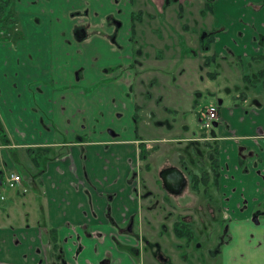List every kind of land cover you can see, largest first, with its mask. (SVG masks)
I'll return each mask as SVG.
<instances>
[{"label":"crops","instance_id":"obj_1","mask_svg":"<svg viewBox=\"0 0 264 264\" xmlns=\"http://www.w3.org/2000/svg\"><path fill=\"white\" fill-rule=\"evenodd\" d=\"M13 6L9 24L24 39H17L15 47L8 41L0 44V82L10 71L32 100L19 109L28 118L29 133L18 143L9 139L0 144V151L6 156V148L32 145L47 148L51 156L37 173L46 195V220L43 216L36 222L0 225V264H62L61 257L64 264H156L145 257L140 235L120 231L131 216L144 225V203L134 194L135 181L131 185L127 179L139 170L138 143L149 144L153 138H144L131 122L121 120V110L130 111L128 118L134 112L125 98L117 100L122 94L115 85L119 77H109L108 67L115 71L132 62L128 50L134 40L142 48L136 54L141 65L149 52L140 26L158 19L162 21L149 26L150 34L161 30L165 40L153 60H161L169 47H178L182 56L181 45H190L200 58L201 35L212 33L207 64L221 65L226 78L221 85L225 97L216 104L217 126L208 136L218 145V184L213 180L223 192L220 200L233 239L242 243V249H230L225 260L264 264V220L258 216L260 221L254 223L252 216L264 210V0H15ZM76 26L86 27L84 40L75 39ZM111 34L124 44L123 57L110 44ZM96 61L99 66L91 68ZM236 78L239 91L232 89ZM40 79L53 85L42 86ZM153 80L151 97L145 99L153 117V105L178 111L179 102L167 106ZM80 85L92 89L86 93ZM44 97L49 101H42ZM161 120L156 130H163ZM239 145L252 151L245 171L236 153ZM6 165L9 160L3 161ZM44 236L57 243L61 257L47 255Z\"/></svg>","mask_w":264,"mask_h":264},{"label":"rangeland","instance_id":"obj_2","mask_svg":"<svg viewBox=\"0 0 264 264\" xmlns=\"http://www.w3.org/2000/svg\"><path fill=\"white\" fill-rule=\"evenodd\" d=\"M14 2L15 0H9L8 4L6 3L3 8L5 9L4 17L0 16V44L8 41L15 47L18 44L16 43V38L11 39L7 34L1 33L3 25L10 26L8 20L14 13ZM161 21V19L151 23L145 21L140 26V30L146 32L143 33L142 38L147 44V51L149 52V56L144 59L141 65L134 62L138 47L137 41L134 40L131 50H128L132 55V62L130 61V64L115 67V71L112 70V67H108V70L109 77L116 75L120 78L114 77L116 87L122 92L117 97V100L125 98L128 110L134 113H136L134 110L136 103L134 101L136 100L137 103L142 104L141 107L137 106L139 109L138 113H136L137 123L133 119L135 114L131 113L132 115L130 114V117H127L130 111L121 110L119 115L121 120L131 122L141 136L144 135V138H153L151 139L152 141H149V150H145L144 146L139 148V151L141 150L139 153L141 161L140 171L137 174V183L139 182V176L141 183L148 186L155 194L149 200V207L145 206V204L142 205V220L144 225L141 227V230L144 236H147L146 238L150 236L158 238L157 240L163 247L164 252L172 256L173 262L177 264L179 253L172 245L174 239L172 236L176 230L174 226L171 228L172 223L180 218L186 208L196 203L206 207L202 217L207 219L209 215L215 212V209H217V217L220 216L219 207L215 208V206H218L220 194L214 184L213 177H210L208 173L210 164L207 161V150L211 146H206L203 140L205 136L209 135V131L212 128L207 130L202 128L199 116L205 113L207 108L211 106L215 107L225 97L221 85L225 84L226 78L225 70L221 65L218 66L216 63L212 64V62L204 64L206 54L202 53L200 58L194 57V51L190 45L180 46L182 48V56L179 55L178 47H169V53L162 55L161 60L151 59L150 57L156 48L161 45L163 46L165 39H163L164 35L161 30L160 34L151 35L149 26H155ZM115 22L120 23L116 20ZM127 32L128 30H125V33ZM20 39H24L23 33ZM116 42L120 44V48H117L113 42H110V44L123 57L125 52L124 44L120 43L118 39H116ZM1 48L2 46H0ZM158 55L160 56V53ZM13 66L17 67L16 64H13ZM98 66V61L92 62L90 65L91 68ZM0 68L3 70L1 73L4 74L3 67L1 66ZM125 68L128 70L127 72H125ZM12 70L16 71L17 69L14 68ZM154 78L157 80V89L155 90L163 96L165 104L170 106L175 102H179L178 111H166L161 105H159L160 110H158L153 105L152 109H154L153 112L156 116L153 117L152 111H149V107L152 105L149 104V107H145L148 102L145 100L146 94L144 91L150 87V84L148 87L146 84L148 80H153ZM104 81H107V79H104ZM38 83L42 86L53 85L51 81L42 79ZM240 88V79L236 78L233 81L232 89L239 91ZM78 89L89 93L92 87L87 88L80 85ZM123 94L129 96L130 100H127L126 98L128 97H124ZM29 100L32 99L24 95L23 89L22 91L20 90V83L15 80V77L11 76V72L9 71L7 75H4V81L0 82V144H7L6 142L9 139L11 142L15 141L18 143L22 141L23 134L27 135L29 133L26 127L28 118L25 114L19 112V109L24 108ZM42 101L48 102L49 98L44 97ZM35 102L37 104L36 99ZM47 110L48 108L46 110L42 109V116ZM105 110L106 106L104 105ZM160 119L163 122V130L161 128L156 130L157 122ZM182 124H186L187 128L182 127ZM72 130L75 129L72 128ZM76 134H81V132H76ZM161 135H164L165 138L163 139ZM184 137L196 138L195 140H188ZM176 141H178V144ZM1 148L3 147L0 146ZM6 151V156L0 151V177L2 176L1 174H4L6 178L10 173H18L22 179V186L10 188L5 178L2 179L0 184V225L25 223L27 221L36 222L38 219L43 220V216L46 220V214L44 215L46 195L43 193V188L37 180L38 174L36 171L44 169V162L51 155H48V150H41L38 146L32 145L6 148ZM6 158L10 161V165L3 167V161H7ZM163 158H168V165H174L181 169L184 172V176H186L187 183L184 193L179 197L171 196L166 191L163 192L161 179L158 180L157 167L160 165L157 164ZM155 159H158L157 163L154 161ZM32 160H36L38 165L36 164L35 166ZM148 162L152 166L149 171L145 168ZM145 191L144 188L140 189V187H137L134 192L135 196H141L144 203H146ZM178 201L184 203L185 206L181 213H179L175 205ZM166 203H169V207H167ZM209 207L210 214L208 213ZM135 223L139 229V222ZM162 224L166 226L163 227L161 226ZM214 230L220 233L221 227L217 225ZM159 234L163 235V237L159 238ZM52 249L53 244L46 242L44 250L47 255ZM53 251L56 252L55 250ZM54 255L55 257L58 256L56 253Z\"/></svg>","mask_w":264,"mask_h":264},{"label":"flooded vegetation","instance_id":"obj_3","mask_svg":"<svg viewBox=\"0 0 264 264\" xmlns=\"http://www.w3.org/2000/svg\"><path fill=\"white\" fill-rule=\"evenodd\" d=\"M9 1V0H7ZM14 1V0H12ZM8 4V2H7ZM5 9L3 10V12H1L2 18L4 17V12ZM1 18V17H0ZM12 18V17H11ZM8 20V22H10V19ZM113 23L115 24V26L119 27L120 23L115 22V20L113 21ZM9 24V23H8ZM2 30H4L5 32H7V35H10V31L13 30L15 32H17L20 36H21V31L18 30V28H14L13 26H2ZM74 37L77 41H81L84 40L85 37H87V32H86V27L85 26H81V27H75L74 31H73ZM20 38V37H19ZM109 40L111 42H113V44L117 47L120 48V44H118L116 42V36H114V34L109 35ZM133 42V41H132ZM137 53L141 54L142 52V48L139 46V44L137 45ZM135 63L137 62V64H139V58L134 59ZM140 65V64H139ZM128 70L125 68V72H127ZM153 82L152 79L148 80L147 82V87L149 86V84L151 85ZM146 94V99L149 98V96L147 95V93H151L150 92V87L144 91ZM159 100V99H157ZM138 106V105H137ZM217 108V115H218V106H215ZM139 110V109H138ZM138 110L136 111V113H138ZM149 114V113H148ZM204 114V113H203ZM151 116V115H150ZM202 116V114H200V117ZM218 120V118L213 121L212 126L210 128L213 129V124L216 123V121ZM201 125V123H200ZM209 128V129H210ZM206 130V129H205ZM213 131V130H210ZM209 131V134H210ZM209 135L205 136L203 138V140L205 141V145L206 146H211L210 149H208V153H207V161L210 164V168L208 170L209 176L213 177V179L215 177H217L218 174V166H217V152H218V145H217V141L216 139H210L208 137ZM196 138V137H195ZM195 138H193V140H195ZM173 140V139H171ZM191 140V139H189ZM212 140V141H209ZM168 141V140H167ZM176 143L178 144V141H176ZM144 146V147H143ZM145 148V150H149L148 148V144L145 143V141H141L138 143V160L140 163V151L139 148ZM207 147V148H208ZM237 156H238V160H239V164L241 166V169L243 171H245V161L247 160V158H249V155L252 154V151H249L248 149H244L243 146L239 145L237 147ZM213 154V155H210ZM150 158V156H149ZM150 160V159H149ZM156 163L158 162V159L154 160ZM169 160L168 158H163L159 161L160 165L157 167V173H158V180L161 179V186L163 188V192L166 191V193H168L171 196H175V197H179L181 195H183L184 193V188L186 186L187 180H186V176H184V172L175 167L174 165H168ZM36 166V165H35ZM140 167V166H139ZM138 167V168H139ZM152 166L149 165V162L146 163V169L148 171V169H150ZM137 168V170H138ZM140 171V168L139 170ZM138 171H134L131 172L130 175L128 176V183L129 184H133V182L135 181L136 185L132 187L133 191L135 192L137 187L144 188L146 191V203H144V201L141 199L140 196V200L145 204V206L147 205L148 207L150 206V202L149 200L152 198L153 195H155L153 193V190H151L148 186L144 185L143 183H141L139 176H138V180L139 182L137 183V174ZM39 171H37L36 173H39ZM177 172H181L185 178V183L184 186L180 189L177 190V188L175 187L174 184V174ZM18 174V173H16ZM2 176L0 177V184L2 182V179L5 178L4 174H1ZM19 175V174H18ZM20 176V175H19ZM21 178V177H20ZM218 179V178H217ZM38 182L40 183V185L43 188V183L41 182V180L37 177ZM22 186V179H21V185ZM158 188L160 189V187L158 186ZM217 191L219 192V194L222 196L223 192L220 191L219 186L216 185ZM43 193H44V189H43ZM220 196V197H221ZM222 199V198H221ZM157 200V199H155ZM223 201L219 200L218 206H215V208L219 207L218 211H219V217H217V209H215V212L211 215H209V217L206 219L204 217H202L203 211L206 210V207H203L201 204L196 203L194 205H192L189 208H185L184 203L178 201L175 205L179 211V213H182V215L180 216V218L176 221H174L172 223V227L174 226L175 230V234L172 236L173 241H172V245L175 248L176 251H178V262L177 264H229L226 260L225 257L228 255L230 249L236 248V249H242V243L240 242L239 238H235L233 239L234 235L232 236V232L230 230V219L228 216V213L226 212V210L223 207ZM167 207H169V203H166ZM174 204V202H173ZM46 205V204H45ZM203 209V210H202ZM208 213L210 214V207L208 210ZM253 220L255 223H258L259 221L257 220V217H261V219L264 220V210L263 211H258V212H254L253 213ZM133 220V221H132ZM148 221V220H147ZM132 222V224H131ZM136 218H134V216H131L130 219L127 221V223L121 227L120 231L124 232L125 234H129L132 237H138L140 235V239H141V244H142V251L145 255V257H147V259H152L154 261V263L156 264H176L175 262H173L172 256H170L168 253H165L163 250V247L160 245V242L157 240L158 238H152V236L146 238L147 236H144V233L141 230V227L138 229L136 227ZM219 225L221 227V232L217 233L214 228H216V226ZM161 226H166L164 224H162ZM264 228V225H263ZM141 230V231H140ZM159 238L163 237V235L159 234ZM236 237V236H235ZM42 244L45 248V243L43 242L42 239ZM145 264H152L150 263L148 260L145 261Z\"/></svg>","mask_w":264,"mask_h":264},{"label":"trees","instance_id":"obj_4","mask_svg":"<svg viewBox=\"0 0 264 264\" xmlns=\"http://www.w3.org/2000/svg\"><path fill=\"white\" fill-rule=\"evenodd\" d=\"M7 2H8L7 0H0V14H1V12H3V10H4L3 8H4V6L6 5ZM207 5H208V3H206V6ZM10 32H11L10 35H8L9 38H11V39L12 38H16V40L19 39L20 35L17 32H15L13 30H11ZM212 40H213L212 39V33H209V32L202 33L201 39H200V46H199L200 51L202 53H206L209 50V48H210V46L212 44ZM204 58H205L204 59V63L207 64V57L205 56ZM147 95L149 97H151V93L148 92ZM134 110H135V112L138 110L137 105L135 106ZM134 114L135 115L133 116V119H134V121H136V113H134ZM28 148H30V147H28ZM40 149L41 150H47V148H40ZM32 162L34 163V165H36V164L38 165V162H36V160H32ZM215 182H216V184H218V179L217 178H215ZM43 242H45V243L46 242L47 243L51 242L53 244V249L50 252L53 253L54 252L53 250H55L56 252H54V254L56 253L59 257H61V254H60V252L58 250V245H57V243L55 241L53 242L49 238V236H46V237L44 236ZM60 261H62V264H64V260H63L62 257L60 258Z\"/></svg>","mask_w":264,"mask_h":264},{"label":"built area","instance_id":"obj_5","mask_svg":"<svg viewBox=\"0 0 264 264\" xmlns=\"http://www.w3.org/2000/svg\"><path fill=\"white\" fill-rule=\"evenodd\" d=\"M217 118V108L213 106L207 108L206 112L200 117L201 127L206 130L209 129L212 126L213 121H215ZM5 181L7 182L10 188H14L16 186L21 185V178L16 173H10L5 178Z\"/></svg>","mask_w":264,"mask_h":264},{"label":"water","instance_id":"obj_6","mask_svg":"<svg viewBox=\"0 0 264 264\" xmlns=\"http://www.w3.org/2000/svg\"><path fill=\"white\" fill-rule=\"evenodd\" d=\"M213 126H217V123H214ZM173 177H174L175 187L177 188V190H180L184 186V183H185V178L183 174L181 172H177L174 174Z\"/></svg>","mask_w":264,"mask_h":264}]
</instances>
